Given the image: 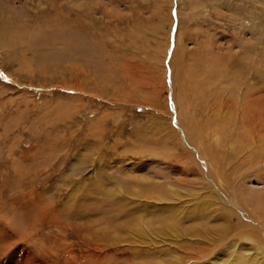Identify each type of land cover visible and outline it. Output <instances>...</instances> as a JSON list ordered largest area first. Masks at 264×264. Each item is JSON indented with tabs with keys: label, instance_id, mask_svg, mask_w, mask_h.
<instances>
[{
	"label": "rangeland",
	"instance_id": "1",
	"mask_svg": "<svg viewBox=\"0 0 264 264\" xmlns=\"http://www.w3.org/2000/svg\"><path fill=\"white\" fill-rule=\"evenodd\" d=\"M0 29L14 36L0 44V264H210L215 251L212 264H230L236 250L259 252L264 236L243 229L234 202L239 187L264 188V168L228 160L230 135L211 116L240 102L233 72L264 109V0H0ZM179 62L189 77L178 83ZM179 93L202 144L184 141ZM141 174L170 197L130 196ZM141 220L152 237L128 243ZM118 232L128 240H107Z\"/></svg>",
	"mask_w": 264,
	"mask_h": 264
},
{
	"label": "bare ground",
	"instance_id": "2",
	"mask_svg": "<svg viewBox=\"0 0 264 264\" xmlns=\"http://www.w3.org/2000/svg\"><path fill=\"white\" fill-rule=\"evenodd\" d=\"M61 17V15H60ZM60 19V18H59ZM4 22V21H3ZM3 25V24H2ZM11 26V25H10ZM1 27H4V26H1ZM9 28V27H8ZM26 28V27H25ZM17 29V28H16ZM15 29V30H16ZM24 29V28H23ZM21 30V33L22 31H25V30ZM3 30V29H2ZM0 29V32L2 31ZM5 30L8 31V29L6 28L5 26ZM12 30V29H11ZM29 30V29H28ZM58 30V29H57ZM4 31V30H3ZM17 31V30H16ZM6 32V31H5ZM18 32V31H17ZM16 32V33H17ZM8 33L10 34L11 32L8 31ZM20 33V32H19ZM54 33H55V29H54ZM24 34V33H22ZM26 34V33H25ZM4 35L6 36L7 34H3L2 33V36H0V44L2 47H6L7 44L9 43H12V42H9L11 39V37L14 38V36L11 35V37L9 38H5ZM14 35V34H13ZM20 35V34H19ZM18 35V36H19ZM27 35V34H26ZM55 36V34H52ZM62 35V33H61ZM16 36V38L18 37ZM22 37V36H21ZM71 37V36H70ZM82 37V36H81ZM81 37L80 39H73L72 41V44H74L76 42L77 45H81L82 43L84 44L85 42L83 40H81ZM20 38V37H19ZM25 38V37H24ZM69 38V37H68ZM83 38V37H82ZM63 39V38H62ZM71 39V38H70ZM17 40V39H16ZM37 40V39H36ZM59 40V38H58ZM75 40V41H74ZM12 41V40H11ZM64 41V40H63ZM17 42H19L17 40ZM29 42V41H28ZM66 42V46L69 45V42L71 41H67L65 40ZM61 43V42H60ZM26 46V44H24ZM61 45V44H60ZM65 45V44H64ZM9 46V45H8ZM35 47V46H34ZM37 47V46H36ZM90 47V46H89ZM82 48V47H81ZM80 48V49H81ZM177 48V47H176ZM38 49V48H37ZM87 50L89 48H86ZM85 49V50H86ZM90 50V49H89ZM88 50V51H89ZM250 50V49H249ZM36 52V50H34ZM33 51V52H34ZM71 51V50H70ZM167 52V51H166ZM176 53H177V50H176ZM244 54V52H243ZM249 54V53H248ZM48 55V54H47ZM234 55V54H233ZM253 55V54H252ZM235 56V55H234ZM243 56V55H242ZM245 56V55H244ZM248 56V55H247ZM246 56V57H247ZM251 57L249 59L250 62H252L254 60V58H252V56H249ZM255 57V55H254ZM220 58V57H219ZM231 58V57H230ZM173 60V59H172ZM248 60V59H247ZM261 60V59H260ZM230 61V59H229ZM257 61V60H256ZM262 61V60H261ZM175 62V61H174ZM246 62V61H245ZM244 62V63H245ZM177 63V62H176ZM183 63V62H182ZM181 62H179L174 68L172 66V70L171 72L174 74L175 76V80L176 82H184L183 79H181L183 76H184V79L185 80H188V77H189V71L185 70L183 71V73H181V70L179 67H181L180 65L182 64ZM174 64V63H173ZM258 64H261V63H258ZM225 66V65H224ZM256 66V65H255ZM184 67H186L185 63H184ZM226 67V66H225ZM228 67V66H227ZM245 67V65L243 66ZM260 67V66H258ZM264 68V67H263ZM254 71V70H253ZM183 74V76H182ZM241 74H243V71L242 72H233V76H236V77H233L234 80L238 81L239 83V86L241 88V90L243 91L242 94H239L238 98L237 99H240V102H234L232 101L233 104V108L232 109H228L225 114L222 113L220 110L216 111L213 113V115L211 116L212 120H216V116H218L217 120L220 119V122L218 124L219 128L218 130H220L222 133H225V134H229L230 135V141L228 142V145H226L230 152L229 154L227 155V159L228 160H233V159H237V160H241L243 161V159L245 160L246 158L248 157H252V161L255 162V164H252V163H249L248 164H251L252 166L254 165L255 167H258L259 169L261 168H264V134H260L261 132V127L262 125L260 123L264 122V119L262 117V111H264L263 109V106H260V105H257V103H254L252 102V100L250 99L249 96H247L248 94V87H245L246 86V81ZM218 75V79H222L220 80V83H222L224 85V82L227 83L228 85V88L227 90L230 92V94L227 93V97H229L230 100H235V97H234V88L233 85H230L227 81L224 80V77L219 74V72L217 73ZM173 77V75H172ZM215 77V76H214ZM238 77V78H237ZM240 77V78H239ZM183 80V81H182ZM177 83V84H178ZM234 83V81H233ZM174 85V84H173ZM182 84H179L180 89L182 88ZM176 89V87L174 86V90ZM183 89V88H182ZM188 89V88H187ZM223 89V88H222ZM224 90V89H223ZM181 91V90H180ZM241 92V91H240ZM254 92V91H253ZM185 93V92H184ZM252 93V92H251ZM178 103L180 104V109H181V113L179 112V115L181 116L180 119V122H182L183 120L185 121V128L186 130H188L189 132V135L187 138L184 137V141H186L189 145H192L193 141L194 143H197L198 144H202L201 142V139L200 137L198 136L202 130L200 128V125L199 123H197V121H195L191 116H192V112H191V105L192 104V101L190 102V99L188 96L187 93L186 94H183V93H179L178 94ZM229 95V96H228ZM251 95V94H250ZM255 96H258V95H255ZM177 97V96H176ZM257 99V98H256ZM175 101V100H174ZM235 107V109H234ZM228 108V107H227ZM194 109V108H193ZM182 114V115H181ZM184 118V119H183ZM260 118H262V120H260ZM178 123V122H177ZM176 123V124H177ZM195 123L196 125L198 126H195ZM181 124V123H179ZM184 126H182V128H184ZM196 129V130H195ZM184 130V129H183ZM217 131V129H216ZM179 133V132H178ZM262 133V132H261ZM176 134V133H175ZM190 134L192 135V137L194 138L193 140L190 139ZM179 136V135H178ZM181 136V135H180ZM187 136V135H186ZM252 137L250 139L253 140L250 141L252 143H248L246 139V137ZM182 137V136H181ZM180 137H178L179 139ZM190 139V140H189ZM182 141V140H181ZM180 141V142H181ZM184 143V142H183ZM193 143V144H194ZM221 143V142H220ZM209 146V145H208ZM207 146V147H208ZM225 145H223L224 147ZM191 147V146H190ZM200 147V146H198ZM193 148V147H192ZM221 148V147H220ZM258 148H260V150H258ZM197 148H194L192 149L194 152H196L197 154H199V152H197L196 150ZM199 149V148H198ZM219 149V148H218ZM223 149H221L220 151H222ZM205 153L208 151V149L206 150L205 146H204V150H203ZM224 152V151H223ZM207 154V153H206ZM226 154V153H225ZM255 154L257 156H255ZM248 156V157H246ZM222 157H224L222 155ZM233 157V158H232ZM217 159H221V156L220 154L216 156ZM214 161V160H213ZM249 161V160H248ZM204 163H209V160L207 161H204ZM245 164V163H244ZM241 165V164H240ZM246 165V164H245ZM244 166V165H243ZM214 167V166H213ZM208 170H211V172L213 171L215 173V168H212V167H209ZM244 170V169H243ZM241 170V171H243ZM247 172V171H246ZM255 173V172H253ZM251 173V174H253ZM247 174V173H246ZM250 174V173H249ZM139 176V175H138ZM147 176H148V173H147ZM241 176V174H240ZM239 176V177H240ZM249 176V175H248ZM260 176V175H259ZM134 177V176H133ZM244 177V176H243ZM139 179L135 180V183H133L134 186H130L128 187V189L130 188V192L128 191L127 193L131 195H135V196H143L144 195V199L145 197H148L146 199H149V198H154V199H157V200H160V201H163V200H166L168 197H170V194L168 193V191L164 192L161 188H159L160 186H163L161 183V181L159 180H148L146 178L145 175L141 174V176L138 177ZM150 178V177H149ZM211 178V177H210ZM213 180V185L212 186H207L208 189L211 191V192H215L218 194V202L222 203V199L225 198V196L223 195V192L220 190L221 188H219L220 186L217 184V182L215 181V179L211 178ZM259 179V178H258ZM205 181V179H204ZM210 181V180H209ZM260 181V180H258ZM227 182V181H226ZM261 182L264 184V177L261 179ZM203 183H206V182H203ZM209 183V182H208ZM228 186L231 185V183L229 184L228 182L226 183ZM167 185L169 186H172V183H168L167 182ZM142 186V187H141ZM144 187V188H143ZM232 187V186H231ZM166 188V187H165ZM237 188V187H236ZM252 188V187H251ZM250 188V189H251ZM215 189H217L215 191ZM123 190V189H122ZM172 190V189H171ZM233 190V189H232ZM236 190V189H235ZM236 198L238 200H235L234 204L239 207V208H243V214L244 216H247L246 218L250 219L249 223L242 226L243 229L247 228L246 230L248 232H250L249 230H257L258 232V235H262V238L264 236V188H255V189H252L248 195H244V190L243 188L239 187L236 191ZM176 195H178V193H174ZM216 194V195H217ZM234 194V193H233ZM209 196V195H208ZM143 199V200H144ZM210 200V199H209ZM146 201V200H145ZM148 202V201H147ZM150 202V201H149ZM153 202V201H151ZM215 203V202H214ZM233 203V201H232ZM212 205V204H211ZM243 207H242V206ZM153 206V205H152ZM206 206V205H205ZM207 208V207H206ZM224 208L229 211V212H232L233 210H230L229 208H227L225 205H224ZM246 208V209H244ZM159 211V210H158ZM225 212V211H224ZM234 212V211H233ZM252 213H256L258 215H260V217L262 218V223L258 222V220H256L253 215L251 214ZM242 216V215H240ZM250 216V217H249ZM243 218V216H242ZM151 221V220H150ZM148 222V221H147ZM245 223H247V221H244ZM149 227L148 225H146L145 222H143V220L141 221H136L135 223H133L129 228H128V233H129V230L130 228H132L133 233H134V236H135V239L134 240H130V242L128 243H131V244H140L137 242V240H140V242H145L143 240V237L144 239L145 238H150L152 237L153 234H149L150 231H152L151 229L153 228V223L152 221L149 222ZM194 227V226H193ZM127 229V228H126ZM171 229L177 233L179 232L177 229L176 226H173L171 225ZM136 230V231H135ZM204 230V229H203ZM202 230V231H203ZM116 231V230H115ZM193 231V230H192ZM119 232H124L123 230H120ZM116 234L114 233L112 236H106L107 240H110L111 242L112 241H116V242H121L123 240H128L126 239L123 235L121 236V234ZM173 232V233H174ZM190 232V231H189ZM196 232V231H195ZM245 233L243 236V238H245L246 240H250L253 242V240H255L251 234L249 233ZM193 233V232H192ZM205 233V232H204ZM251 233V232H250ZM217 234V233H216ZM253 236H255V234L252 233ZM197 236L199 237H202V238H205L206 239V236L202 235V234H197ZM153 239V238H152ZM142 240V241H141ZM264 241V239H262ZM147 243V242H146ZM129 245V244H127ZM148 245V244H146ZM145 245V246H146ZM131 246V245H130ZM184 246V245H183ZM230 246H235V248L237 249V244L234 243V244H231ZM230 246H228L227 248H230ZM147 247V246H146ZM240 250V249H239ZM250 250V249H249ZM258 251H255L253 254H250L249 256L245 257L243 255H240V252H238V250H236L237 252V256L232 259V261H230V264H264V244L263 245H260L258 246ZM138 249H137V245H135V248H134V251H133V254H134V259H136V256H138ZM212 253V252H211ZM215 256H214V255ZM213 256H210V261H212V263L216 262L218 260V257H217V254H216V251L214 253H212ZM261 255V256H260ZM180 261V260H179ZM195 261H199V260H195ZM209 261V260H208ZM227 262V261H226ZM210 263V264H212ZM190 264H200V263H190Z\"/></svg>",
	"mask_w": 264,
	"mask_h": 264
}]
</instances>
